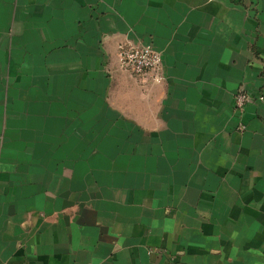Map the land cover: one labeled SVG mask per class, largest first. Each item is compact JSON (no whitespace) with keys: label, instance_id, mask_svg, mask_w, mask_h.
<instances>
[{"label":"crops","instance_id":"0c3cea01","mask_svg":"<svg viewBox=\"0 0 264 264\" xmlns=\"http://www.w3.org/2000/svg\"><path fill=\"white\" fill-rule=\"evenodd\" d=\"M0 264H264V0H0Z\"/></svg>","mask_w":264,"mask_h":264},{"label":"built area","instance_id":"2783aa9c","mask_svg":"<svg viewBox=\"0 0 264 264\" xmlns=\"http://www.w3.org/2000/svg\"><path fill=\"white\" fill-rule=\"evenodd\" d=\"M119 60L122 68L136 77H144L153 73L156 82L164 80L162 75L164 67L163 54L155 49L152 44H120ZM251 101L252 96L246 88H241L235 95L236 111L239 113L244 112Z\"/></svg>","mask_w":264,"mask_h":264}]
</instances>
